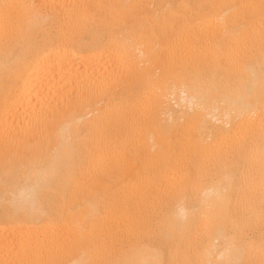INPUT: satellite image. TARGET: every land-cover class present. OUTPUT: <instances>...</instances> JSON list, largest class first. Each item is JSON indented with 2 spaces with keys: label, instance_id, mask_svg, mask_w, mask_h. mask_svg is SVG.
<instances>
[{
  "label": "bare ground",
  "instance_id": "1",
  "mask_svg": "<svg viewBox=\"0 0 264 264\" xmlns=\"http://www.w3.org/2000/svg\"><path fill=\"white\" fill-rule=\"evenodd\" d=\"M0 264H264V0H0Z\"/></svg>",
  "mask_w": 264,
  "mask_h": 264
}]
</instances>
